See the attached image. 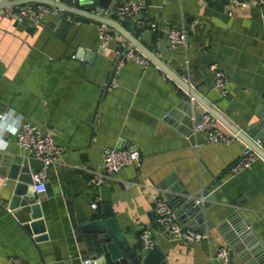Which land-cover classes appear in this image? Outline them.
Instances as JSON below:
<instances>
[{"label":"crops","instance_id":"crops-1","mask_svg":"<svg viewBox=\"0 0 264 264\" xmlns=\"http://www.w3.org/2000/svg\"><path fill=\"white\" fill-rule=\"evenodd\" d=\"M58 1L93 10L96 0ZM124 1L113 0L112 5ZM146 5L120 22L124 30L230 125L245 131L263 123L256 135L264 134V6L234 8L228 15L226 0H146ZM55 12L59 17L49 11L31 25L17 24L0 9V113H7L0 123V264H10V256L25 264L96 261L100 235L84 231L82 223L99 218L102 210L114 219L129 247L145 252L138 233L153 227L150 197L164 199V183L178 184L188 197L206 191L213 198L206 201L203 196L199 202L203 231H198L205 239L186 244L152 230L153 248L159 253L155 264H219L214 254L220 244L228 245L216 226L234 214L264 248V160L259 157L227 173L242 141L208 144L193 132L195 121L207 111L153 63L139 67L126 60L117 72V86L103 91L114 49L130 45L114 32L101 51L94 22ZM62 19L67 23H60ZM147 21L158 30L149 31ZM168 27L184 29V43L170 47ZM210 65L224 76L225 96L213 88ZM180 104L185 107L176 109ZM171 112L184 122L165 118ZM16 119L52 132L62 148L58 163L46 171L44 191L36 194L42 232L35 235L18 227L28 219L27 207L9 211L3 202L12 183L5 160L25 159L33 170L40 165L2 132ZM214 126L230 132L216 119ZM111 147H136L140 161L95 188L88 186L89 171L100 163L102 150ZM93 196L99 199L96 209L89 206ZM178 222L196 230L194 221ZM229 263L242 264L234 252Z\"/></svg>","mask_w":264,"mask_h":264},{"label":"built area","instance_id":"built-area-1","mask_svg":"<svg viewBox=\"0 0 264 264\" xmlns=\"http://www.w3.org/2000/svg\"><path fill=\"white\" fill-rule=\"evenodd\" d=\"M226 1L228 15L231 14V10L234 8L264 6V0ZM146 6V0H126L102 10L100 15L120 23L138 15L145 10ZM50 10L51 8L48 5L26 3L4 9V13L11 17L17 24L35 25L40 17ZM95 25L97 27V46L99 50L103 51L113 38L114 31L104 24L95 23ZM145 26L151 32L158 30L156 24L150 21L145 22ZM165 37L169 46L174 47L175 45L184 43L186 31L182 28L168 27L165 29ZM126 60L132 61L139 67H146L152 64L146 56L132 46L127 48L117 47L113 51V59L109 73L102 86L103 91L109 92L117 86V72ZM209 68L213 73V88L218 91L220 96H225L227 90L223 74L215 65H210ZM162 75L167 77L163 72ZM189 99L192 100L191 97H189ZM6 116L7 113H0V123L5 121ZM214 121L215 118L208 112H205L195 121L192 130L195 133L201 134L203 140L208 144L228 145L236 140L241 141L234 133L223 132L216 128L214 126ZM2 130V132H7L13 137L19 149L25 151L31 158L39 162V167L34 170L31 175V182L32 191L35 194L42 193L44 191L46 171L48 167L58 163L62 153V148L54 142L53 133L50 131H43L20 119H16L13 125H4ZM140 156V151L136 147H111L103 149L100 163L89 171L86 184L93 188L99 186L108 176L119 171L121 168L127 165L137 164L140 161ZM257 158H259V156L248 145L243 143L239 156L232 165L226 169V172L229 174L236 173L250 166ZM98 200L97 196L92 197L89 204L91 209H96ZM202 200L203 196L198 197L196 202H201ZM150 204L154 214V225L153 227H143L138 233V242L142 250L147 251L153 248L152 230H155L158 235L163 237L171 236L172 239L186 244L197 243L207 237L203 232L180 224L174 210L160 195H151ZM214 260L219 264H230L229 251L225 244L219 245L214 254ZM8 261L10 264H25L16 256H10ZM82 264H96V262L90 259H83Z\"/></svg>","mask_w":264,"mask_h":264},{"label":"water","instance_id":"water-1","mask_svg":"<svg viewBox=\"0 0 264 264\" xmlns=\"http://www.w3.org/2000/svg\"><path fill=\"white\" fill-rule=\"evenodd\" d=\"M26 3H40L48 5L51 8V13L56 17L55 9L70 13L72 15L93 21L95 23L104 24L118 33L128 44L144 56H146L155 66H157L167 77L173 80L192 100L198 102L209 114L216 120L222 123L230 132L234 133L243 143L248 145L261 159L264 160V134L258 133V127L263 123L256 124L248 130L241 131L236 127L230 125L219 113L204 99H202L193 89L187 85L180 77L173 73L166 65H164L153 53L143 47L137 40H135L121 24L115 20L102 17L101 11L112 6L113 0H96L93 10L78 9L68 6L64 3L54 0H0V9H8ZM60 23H67L62 19ZM185 107L180 104L176 109ZM175 122H184V118L178 116L174 112L168 114ZM255 132L253 136L252 133ZM254 142H257L255 144ZM6 177L12 183L7 187L9 197L4 200L7 209H23L27 207V221L18 224V227L23 229L28 235L39 234L42 232L41 222L39 220L40 212L38 205L35 203L36 194L32 191L31 175L34 170L27 166L25 159L7 158L5 160ZM161 189L165 190L163 193L164 199L174 210L176 217L182 223L196 222V230L203 231L201 224L200 210L201 204L196 202L194 197H188L186 192L178 186L173 184L167 186L166 183L162 185ZM204 200H212V195H208L206 191L202 193ZM204 206V203L202 204ZM193 219L192 221H189ZM188 227V226H187ZM190 227V226H189ZM82 229L86 232H92L100 235L101 243L99 248L101 255L95 261L96 264H155L159 253L156 248L149 249L145 252L132 249L129 247L117 228L114 219L108 217L107 213L102 210L101 216L90 222L82 223ZM218 233L223 237L228 245L229 255L234 252L240 259L242 264H264V248L258 244V241L252 236L247 229L246 224L240 221L239 217L234 214L225 221H222L216 226ZM40 238V237H38Z\"/></svg>","mask_w":264,"mask_h":264},{"label":"trees","instance_id":"trees-1","mask_svg":"<svg viewBox=\"0 0 264 264\" xmlns=\"http://www.w3.org/2000/svg\"><path fill=\"white\" fill-rule=\"evenodd\" d=\"M83 19V18H82ZM83 20H85V21H89V20H87V19H83Z\"/></svg>","mask_w":264,"mask_h":264}]
</instances>
